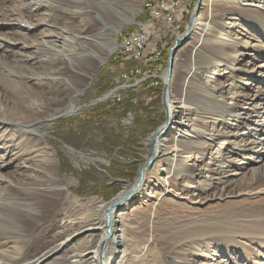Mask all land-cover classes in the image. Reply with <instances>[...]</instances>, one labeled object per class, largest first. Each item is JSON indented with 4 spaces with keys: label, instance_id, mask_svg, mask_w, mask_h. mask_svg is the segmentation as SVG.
Wrapping results in <instances>:
<instances>
[{
    "label": "rangeland",
    "instance_id": "obj_1",
    "mask_svg": "<svg viewBox=\"0 0 264 264\" xmlns=\"http://www.w3.org/2000/svg\"><path fill=\"white\" fill-rule=\"evenodd\" d=\"M118 1L123 2L125 7L120 8L124 15L116 23L113 17L114 28L110 38H114L117 42L115 50L102 63L88 60L89 62L81 66L82 71L69 75L65 79L60 77L57 69L68 66L69 56L79 48L75 36L87 30L83 28L88 27L89 24L93 25L91 21L97 7L93 12L81 14L93 7L92 4L81 3L75 8L78 13L72 15L73 12L68 10L67 14L71 17L64 23L58 24L55 14L61 10L55 8L53 3L49 2L50 4L39 7L30 5L31 11L25 19L35 24V27L31 31L18 34L17 31H20L18 23L21 18L17 14L28 7V0H0V38L8 39L6 46L10 47L8 49L12 54L14 51L13 56L20 51L21 43L25 42L34 46L41 42L45 34H49L47 39L57 49L52 54H48L46 59L49 66L43 69L31 62H16L11 57L5 62L0 57V71L13 67L23 75L31 77V79L24 78L21 89L18 91L7 87L2 81L3 78L0 77V114L6 113L10 118L22 122H39L37 131L56 152L60 176L66 185L60 198H50L41 203V214L34 219L23 216L16 218L19 215L14 212L15 210L1 207L0 218L3 213L13 217L18 224L17 227L23 233V237L0 233V251L6 254L8 259L26 261L33 259L46 247L52 246L64 236L65 231L61 227L64 220L91 213L97 199L106 202L120 190L133 184L140 168L152 158L150 135L162 125L164 133L167 134L175 120L176 116L170 118V121L166 120L167 107L164 102L166 85L162 74L167 68L169 49L186 31L197 0L182 2L179 6V9L182 8L183 11L180 13L179 10L177 13L178 26L175 23L171 24L175 15H164L165 17L162 15V22H157L156 27L149 28L144 52L147 56L150 54V41L159 36L161 41L158 44V51L163 58L161 63L135 59L129 53L121 51L123 36L137 32L140 25L147 20L148 14L144 7V0ZM209 8L210 6H205L201 11L202 20L209 13L212 17L211 24L216 29L227 26L233 36L240 38V42L247 41V43L256 44V48L260 46L259 48L264 49V28H256L249 20H246L241 15L243 7L235 0L233 2L218 0L213 2L211 9ZM262 16L264 18V13ZM130 19L133 20L130 21ZM95 25L98 27L101 24L95 22ZM57 28L65 31L61 32L64 41L52 42L56 39ZM191 34L190 30L173 51V90L176 98L180 96L177 92L178 86L192 68L193 55L190 48L185 46L191 39ZM191 40L194 44L197 42L195 38ZM196 44L200 49V55L196 59L205 61L208 58V48H205L204 43ZM31 49V47L28 48V51ZM239 50L250 52L243 46H240ZM233 54L238 53L233 50ZM251 54V57L237 55L233 57L232 67L238 65L240 68L233 71V74L231 72L232 75L227 80L223 75L215 77L214 81L218 82L216 87L218 91L215 90L211 100H215L216 105L223 102L228 113L220 119L206 118L207 126H205L208 130L214 132L230 130L238 122L237 117L232 113L238 108H241V111L243 108L250 112L247 114L253 121L258 118L256 115L264 114V67L259 81L248 78V72L253 65L255 70L252 71L255 72L256 67L264 63L262 61L264 50L255 49L251 51ZM204 68L197 72L201 73ZM206 81L203 77L195 91L205 92V89L215 83L208 82L207 87L204 88ZM227 88L232 94L230 92L226 94ZM70 104L74 105V111L67 113ZM167 122L168 126H166ZM250 129L251 126L248 130ZM243 131L244 125H240L237 131L239 139ZM11 133L10 138L17 135L16 131ZM10 138L5 137L0 142V165L9 160V152L13 153L18 149V146L15 148L11 143L13 141ZM217 147L218 145H215L213 148L214 156L217 158L206 159L205 157L209 155L202 157L206 161L209 159L214 166L227 153L222 151V145L219 146L221 149ZM256 149L254 157L261 159L264 155V138ZM221 153L224 155H220ZM234 162L238 165L240 160ZM11 164L12 162L2 170L4 175L16 184H23L27 178L24 175L15 174ZM148 167L151 176L147 180L148 185L143 194L151 191L152 196L147 195L146 202L137 206L142 195L132 194L127 202L130 207H134L132 212L127 214L126 218L116 222L117 227L125 225V234L129 241H137L140 238L138 236L144 235L147 238L152 236L151 247L157 248L159 233L170 227L179 226L180 228L198 223L211 230L194 245L197 255L196 264H217V262L220 264H264V169L261 174L254 176L252 174L256 164H247L246 169L249 173L237 194L224 191L220 197L206 198L203 202L196 203L200 197L211 194L212 187L223 185L222 182L215 179L210 185H200V197L190 200L182 198L190 196V189L188 190L187 186L183 191L177 189L183 177L176 179L168 174L160 157L151 160ZM166 176L172 184L171 188L175 189V193L162 194L160 189L154 186V179ZM195 185L196 183L192 184V186ZM20 194L22 191L17 187L6 183L0 185V199L6 202H13ZM192 196L195 197V195ZM122 208L124 206H117L115 212ZM244 211L247 214L242 217ZM233 214H237L235 218L231 216ZM231 217L232 219H228ZM230 220H233L235 224H228ZM3 224L5 227L9 224L8 227L16 225L5 221ZM0 232L4 231L1 229ZM210 236L213 239H210ZM159 251V260L167 258L164 247Z\"/></svg>",
    "mask_w": 264,
    "mask_h": 264
},
{
    "label": "bare ground",
    "instance_id": "obj_2",
    "mask_svg": "<svg viewBox=\"0 0 264 264\" xmlns=\"http://www.w3.org/2000/svg\"><path fill=\"white\" fill-rule=\"evenodd\" d=\"M94 1L28 0V7L20 10L19 14H17L21 18L18 23V30L20 31H17V33L31 31L35 27V24L25 19L26 17L28 18L27 15L31 11L30 5L39 7L49 2L53 3L55 8L61 10L55 14V20L58 24L64 23L67 21V18L71 17L67 14L69 11L73 12H70L72 15L78 13L75 11V8L81 3L86 5L92 4L93 6L88 11L81 12V14L93 12L94 8L97 7L95 12H93L94 18L91 21L93 25L89 24L88 27L83 28H87V30H83L75 36L79 48L69 56L68 66H61L57 69L60 77L66 79L69 75L82 71L81 66H84L85 62H89L88 60L98 63L104 62L106 57L117 47L116 40L110 38L114 28L113 17L116 23L124 15L120 8H124L125 6H123V2L118 0H103L96 3ZM215 1L217 2L218 0H199L198 11L194 15L189 29V31H192L190 38L197 39L198 44L200 42L201 44L204 43L206 45L205 48H208V58L205 61L196 59L200 55L197 42L194 44L191 39L187 43L185 42V46L190 48L191 55H193L191 59L192 68L184 76V79L177 88V92L180 95L177 94L178 98L175 97L176 95L173 90V68L170 72L166 70L162 74V78L166 83L164 93V102L167 107L166 120L170 121V118L176 116L175 120L167 134L164 133L165 130L163 131L164 126L162 125L149 137V142L152 145V160L160 157L163 160L164 169L167 170L168 174L173 175L176 179L183 177L182 183L177 185L178 190L183 191L185 186L188 187V190L190 189V196L182 198L194 200L200 197V185H210L215 179L222 182L223 185L212 187L211 194H208L210 196L200 197L196 203H201L206 198L220 197L224 194V191H226L225 193L237 194L241 190L243 180L249 173L246 169L247 164H256L254 173L252 174L254 176L261 174L262 169H264L261 168L262 166L264 167V155L261 159L254 157L257 146L264 138V114L261 116L256 115L258 118L253 121L251 120V116H248L250 112L245 111L243 108L242 111L241 108H238L236 112H233V110L232 113L237 117L236 121L238 122L234 127L226 131H210L205 124L206 118H211V120L220 119L228 113V110H225L223 102L216 105L215 100H211L213 94L216 92L215 90L218 91V88H216L218 82L214 81L215 77L223 75L224 79L227 80L233 74V71L240 68L238 65L235 67L231 65L235 55L251 57V51L255 49H258V51L264 50L263 48H259L260 46L256 48V44L253 45L247 43V41L244 43L240 42V38L233 36L227 29V26L216 29L211 24L212 17L209 13L202 20L201 11L205 6H210L209 9H211ZM227 1L233 2V0ZM235 1L243 7L241 15L246 20H249L256 28H264V18L262 16L264 13V0ZM181 4L182 2L175 4V11L178 12L180 10V13H182L183 9H179ZM71 7H74V9H71ZM254 10H256V13L253 12ZM258 13L260 14L258 16L262 17V19H259ZM160 15H163V17L170 16V7H161ZM132 20L130 19V21ZM95 22H100L101 25L97 27ZM91 28L94 29L90 30ZM57 29L56 39L52 42L64 41L61 32L65 31L61 28ZM47 37H49V34H45L41 42L34 46L25 42L21 43L19 45L20 51L16 53V56H13L14 51L12 54L9 50L10 47L8 49L6 46L8 39L5 37L0 38V57L5 62L11 57L16 62H31L32 64H36L38 68H46L49 66L46 57L48 54H52L53 51H57L55 45ZM240 46H243L250 52L240 51ZM30 47L32 49L28 51ZM96 50H100L99 54ZM233 50L238 54H233ZM160 53L158 51L159 55ZM262 57V61L264 62V54ZM254 66L248 72V78L253 81H259L264 63L256 67L257 72L252 71L255 70ZM201 68H204L203 71L198 73L197 71L201 70ZM0 77L3 78L2 81L7 87L17 91L21 89L24 78L31 79L30 76L23 75L17 68L13 67L0 71ZM203 77L207 80L204 88L207 87L208 82L215 83L208 89H205V92H197L195 88L198 87ZM216 80L218 81L217 78ZM225 91L227 94L230 92V89L227 88ZM230 94L232 93L230 92ZM197 102L199 103L196 104ZM73 111L74 105L70 104L67 113ZM38 124L39 122L37 121L22 122L10 118L6 113L0 114V142L5 137L10 138L11 132L16 131L17 135H11L10 139L13 141L11 143L15 148L18 146V149L13 153L9 152V160L0 165V185L6 183L22 191V194L16 196L13 202H6L0 199V210L1 207L12 208L19 215L16 218H20V216L32 219L36 218L41 214L40 205L43 201L50 198H60L66 189V185L60 176L59 160L56 152L49 147L44 137L38 133ZM240 125H244V131L242 137L239 139L237 131ZM166 126H168V122ZM250 126L251 129L248 130ZM219 144L223 146L222 151H227V153L225 155L221 153L220 155H224L223 158L214 166L209 159L206 161L202 157L209 155V157L205 158H217V156H214L213 148L215 145L219 147ZM4 145L6 144L4 143ZM235 160H240V163L236 165ZM10 162H12L10 166H12V171L15 174L24 175L27 178L23 184H16L4 175L2 170L7 168ZM148 165L146 163L140 168L139 174L133 184L120 190L110 200L105 202L97 199L94 210L91 213L86 215L80 214L81 216L66 220L63 219L64 224L61 227L65 231L64 236L58 241L55 240L57 241L55 244L48 248L46 247L39 255L28 261L11 260L0 251V264H196L197 255L194 245L211 228H204L198 223L180 228L179 226L170 227V229L158 234L159 245L157 248H152V236H148V238L144 235L138 236L140 238L137 241L131 242L125 234V225L116 226L117 221H121L123 218H126L127 214L132 212L134 207L132 208L127 204L132 194L142 195L141 201L137 206H141V204L146 202L147 195L148 197L152 196L150 194L151 191L148 193L144 192L143 194L148 185L147 180L151 176ZM193 183H196V185L192 186ZM171 185L168 176L154 179V186L159 188L162 194L175 193V189H172ZM192 195H195V197ZM120 205L124 206V208L116 213L115 210ZM244 214L246 215L247 212L244 211L241 216L243 217ZM236 215L233 214L231 216L235 218ZM232 217L228 219H232ZM0 219H2V221L0 220V230L4 231L0 233H10L13 236L23 237L22 230L17 227L18 224L14 221L13 217L3 213ZM3 221L16 225L8 227L10 226L9 224L5 227ZM228 224H235V222L230 220ZM153 237L155 238V236ZM209 238L213 239L211 236ZM163 247L167 252V258L159 260V249L161 250ZM217 264H220V262H217Z\"/></svg>",
    "mask_w": 264,
    "mask_h": 264
},
{
    "label": "built area",
    "instance_id": "obj_3",
    "mask_svg": "<svg viewBox=\"0 0 264 264\" xmlns=\"http://www.w3.org/2000/svg\"><path fill=\"white\" fill-rule=\"evenodd\" d=\"M189 0H144V7L147 11L148 17L143 22L138 31L132 34L124 35L121 42V51L130 54L135 59L139 60H152L155 63H161L163 58L158 54V44L161 41L159 36L150 41L151 51L150 54L144 52L147 43L149 28L156 27L155 23L162 22L160 15L161 7H170V15H177L175 11V4L179 2H188ZM136 72V70H135Z\"/></svg>",
    "mask_w": 264,
    "mask_h": 264
},
{
    "label": "water",
    "instance_id": "obj_4",
    "mask_svg": "<svg viewBox=\"0 0 264 264\" xmlns=\"http://www.w3.org/2000/svg\"><path fill=\"white\" fill-rule=\"evenodd\" d=\"M198 4H199V2H198V0H197V3H196V6H195V9H194V11H193V13H192V15H191V17H190V19H189V24H188V27H187L186 31L184 32V34H183L181 37H179V38H177V39L175 40L173 46L169 49V52H168V53H169V55H168V62H167V68H166V70H168V72L171 71V69H172V65H173V51H174V49L177 47L178 42L181 41V40H183L184 37H186V36L188 35V33H189V29H190V26H191L192 19H193L194 15H195L196 12H197ZM165 85H166V83H165ZM151 160H152V158H150V160H149V162H147V164H149V163L151 162Z\"/></svg>",
    "mask_w": 264,
    "mask_h": 264
},
{
    "label": "crops",
    "instance_id": "obj_5",
    "mask_svg": "<svg viewBox=\"0 0 264 264\" xmlns=\"http://www.w3.org/2000/svg\"><path fill=\"white\" fill-rule=\"evenodd\" d=\"M177 19H178V15H176V16H175V19H174V21H173L171 24L175 23V24H176V26H178V25H179V23L177 22Z\"/></svg>",
    "mask_w": 264,
    "mask_h": 264
},
{
    "label": "trees",
    "instance_id": "obj_6",
    "mask_svg": "<svg viewBox=\"0 0 264 264\" xmlns=\"http://www.w3.org/2000/svg\"><path fill=\"white\" fill-rule=\"evenodd\" d=\"M165 61V60H164Z\"/></svg>",
    "mask_w": 264,
    "mask_h": 264
}]
</instances>
